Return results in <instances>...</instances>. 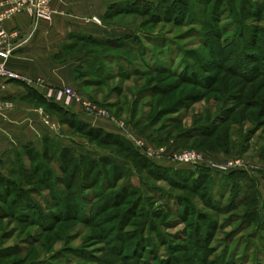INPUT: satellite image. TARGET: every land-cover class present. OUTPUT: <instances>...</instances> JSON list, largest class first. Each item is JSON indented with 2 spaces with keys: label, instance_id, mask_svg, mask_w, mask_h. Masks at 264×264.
I'll return each mask as SVG.
<instances>
[{
  "label": "rangeland",
  "instance_id": "374dc122",
  "mask_svg": "<svg viewBox=\"0 0 264 264\" xmlns=\"http://www.w3.org/2000/svg\"><path fill=\"white\" fill-rule=\"evenodd\" d=\"M242 2L197 0L198 15L170 5L168 19L152 3L136 13L114 11L98 25L136 36L138 53L115 50L121 60L104 66L112 77L76 71L69 86L105 113L87 114L162 158L195 151L229 168L156 161L166 169L157 171L135 148L78 130L31 93L26 103L59 143L47 144L44 157L23 151L21 167L1 165L0 264H264V0ZM71 49L84 58L114 51L86 43ZM124 71L133 75L121 77ZM59 92L52 93L64 98ZM3 102L11 105L0 110L7 120L14 106ZM94 150L104 163L86 170L83 158L73 169L81 160L73 151ZM237 161L245 166L234 170L248 171L243 187L227 176ZM40 213L45 227L36 222Z\"/></svg>",
  "mask_w": 264,
  "mask_h": 264
},
{
  "label": "crops",
  "instance_id": "0c3cea01",
  "mask_svg": "<svg viewBox=\"0 0 264 264\" xmlns=\"http://www.w3.org/2000/svg\"><path fill=\"white\" fill-rule=\"evenodd\" d=\"M137 1L155 0H57L52 3L56 13L50 20L36 19L23 12L3 23L5 32L19 35L9 39L7 44L0 43V51L5 45L12 48L10 57L6 60L0 58V64L15 71L19 79L0 82V100L10 101L14 106L7 113V120L0 117V129H7L6 132L0 130V172L1 165L11 164L13 157L22 153L25 147L40 150L45 138L56 139L57 131L45 128L36 108L26 103L32 97L30 89L53 99V90L76 85V71L90 56L84 58L83 51L76 52L71 48L82 43L90 44L88 40L83 41L84 38L105 41L130 35L98 25L92 18L103 21L113 6L132 5ZM74 111L79 113L80 110L76 108ZM79 114L81 120L93 127L111 131L101 120L81 111Z\"/></svg>",
  "mask_w": 264,
  "mask_h": 264
},
{
  "label": "trees",
  "instance_id": "16d2710c",
  "mask_svg": "<svg viewBox=\"0 0 264 264\" xmlns=\"http://www.w3.org/2000/svg\"><path fill=\"white\" fill-rule=\"evenodd\" d=\"M244 2H245V0H243L242 3L244 4ZM142 3L143 4H146V3L147 4L148 3L156 4V5L151 6V10L152 11H155V12L162 13V17L163 18H165V16L167 17V15L170 13V11H172L171 6H173L176 9L175 11H177V13L178 14H181V15H185V13H186V15L187 14H192V13L194 14L195 13V10L197 9L196 8L197 0H155L153 2H148V1H142L141 2V1H137V2H135V4H132V5L117 6V8H115V6H113L111 8V10L108 12L107 16L110 15V14H113L114 11H116V13H118V12L119 13L120 12L121 13H124L126 11H128V12L130 11V12L136 13L138 11V9L140 10V4H142ZM187 8H188V12H187V10L185 11V9H187ZM239 13H240V16H241L242 15V9L239 10ZM195 14L198 15L199 13H195ZM235 14L236 13H234V15ZM230 17H231V19H234L233 16L230 15ZM235 17H236V15H235ZM214 18H216V17H214V15L212 13V19L211 20L214 21ZM167 19H168V17H167ZM236 20H237V17H236ZM186 23H188V21ZM238 26L240 27L241 34L246 33L247 30L244 31V29H242V26L240 24H238ZM215 32L216 33H213V34L216 36V38H217L218 41L220 40V42H217L218 43L217 45L220 47L221 42H222V39L219 36V34H221L220 28H217L215 30ZM124 39H126L130 43H127L126 41L123 42ZM206 39H207V42L208 41L210 42V39L209 38H206ZM133 40H136V41L134 42ZM83 41H87L90 44H93V45L95 44V45H98V46L105 45V46H108V47L114 49V51L106 52L107 54L97 53L96 55L90 56V59L89 60L82 61L80 63V66H79L80 68L77 69V71L80 74L81 73H86L87 75L93 76V77H95L97 79H100V80H102V78H104V79L107 78L108 79L109 77H112L114 75L113 71L106 70L104 66H105V63H108V62L109 63L110 62L113 63L115 61H118V60L120 61L121 60L120 58L119 59L116 58V55L118 54V52H115V50H118V51L123 50L124 52H128V53H130V51L133 50L132 53H138L137 48H135L133 46L135 44L137 45V38H136V36L129 35V36H124L121 39H117V40H109L108 39V40H105V41L98 40V39H93V38H87V39L84 38ZM137 61L138 60H136V63L137 64L134 62L135 70L138 68V65H139V62H137ZM98 62L99 63H102L104 65H99ZM126 67H127V69H129L128 66H126ZM149 69L152 72H156V70H158V68L156 66L153 67V68L150 67ZM163 70H166V69L163 68ZM185 71H186V69H185ZM130 75H133V73L132 72H129V71H124L121 74V77H129ZM177 77H179V75ZM183 77H185V76H183ZM30 92L32 93V95L34 97H36V99L38 98L41 101L44 100L49 105V107L51 109H54L57 112H60L61 114L62 113L67 114L71 118V120H67V122L70 125L75 126L78 130L79 129L81 130L82 128H84L82 130L87 131V133L89 135H92L93 133L98 132L99 134L104 135L105 138H108V136H114L117 139H119L121 142L125 143V145H128L129 147H132L133 149L135 148V150L138 151L139 156L142 159H144V160L146 159V161H147L146 163H147L148 167L154 168L157 171L166 172V169L163 168L165 166L159 164L156 161H152V160L147 159L146 156H144V155L141 154V152L139 151V149H137L136 147L132 146L128 142V140L126 139V137L124 136V134L121 131H120V133L119 132L115 133V132H112V131H107L106 129H104L102 127H93L91 124L86 123V122H84L83 120H81L79 118L78 115H80L79 114L80 111H79V113L75 112L74 110L76 108H68V107H65L61 103L56 102L54 99H48V98L44 97L41 93H39V92H37L35 90H31L30 89ZM196 132L197 131H195V134L198 135V133H196ZM54 143H59V142L56 139H54V138H50V137L49 138H45L44 139V142H43V146H42L43 149L42 148H41L42 150L40 149L41 151L38 150L37 148L32 147V146L31 147H25L23 151L32 150L33 152L35 151V156H37V157H39V156L44 157L48 153L46 151L47 144H50L51 146H53ZM73 155H75L76 157H78V158L81 159V160L79 159L80 160L79 162L73 163V169L74 170H76V168H78V166L81 165V163H83V161L85 160V159L83 160V158H86V160H87L86 161L87 162V168H86V170L87 169H90L92 167L91 164L94 165V167H95L96 164L94 162L97 161V160H99V162H102V163H104L106 161L105 158L99 157L98 156L99 155L98 152H96L95 150H94V152H90L89 151L88 154H86L84 152H80L79 156H77V153L75 151H73ZM78 158H76V159H78ZM92 159H93V161H92ZM20 160H21V153L14 156V158L12 160L13 162L11 164H13L14 161H15V162L18 163V166L20 165V167H21V161ZM203 169H205V168H203ZM74 170H73V172H74ZM79 170H80L81 177H83V173H82L81 167L79 168ZM205 172L206 173L209 172V169H206ZM246 173H248V171L234 170L233 168H230V170L228 172V175H227V176H229L228 177V180L229 181L230 180L232 181V185L233 186H236V187L238 186L239 187V185H240V187H243V183L246 182L247 177H248L247 176L248 174H246ZM234 175L237 176L235 179L238 178L237 181H239V182H235L234 181V179H233L234 178ZM223 178L224 177H222V182H223ZM224 180H225V178H224ZM196 181L197 180H195V182ZM133 192H134V190H133ZM23 194H24V192H23ZM145 199H146V196H145ZM256 200H257V198L254 195H252L251 202L254 203V204H256ZM255 212L257 213V210H255ZM36 222L38 224H40L41 226H44V225L46 226V217L44 215H42V213H40L37 216Z\"/></svg>",
  "mask_w": 264,
  "mask_h": 264
},
{
  "label": "built area",
  "instance_id": "2783aa9c",
  "mask_svg": "<svg viewBox=\"0 0 264 264\" xmlns=\"http://www.w3.org/2000/svg\"><path fill=\"white\" fill-rule=\"evenodd\" d=\"M57 0H0V43H8L9 39L18 37L19 34L11 33L8 34L3 30V23L10 19L11 17L23 13L28 12L31 16L36 19L41 20H50L52 16L56 13V11L52 8V3ZM92 21L100 24L99 19H94ZM12 48L9 45H5L3 49L0 51V58L8 59L11 55ZM19 79L18 74L14 71L7 68L5 65L0 64V82L11 81ZM58 94H62L64 98H61L60 95H54L52 98L61 103L63 106L68 108H78L82 113L86 114L89 117H94L86 112H94L99 114L98 117L105 115L102 110L94 107L87 100L82 99L80 96L76 94L74 90L70 87H65L60 89ZM8 106L0 100V110H3L4 107ZM11 107L9 105L7 108ZM44 125L50 126L48 122L43 119ZM122 130V129H121ZM122 133L128 140V142L139 149L142 155L152 159L153 161H169L175 163L182 164H206L208 166L219 168V169H227L228 166H219L215 164L208 163V160H205L204 157L195 152V151H180L175 154L172 158L165 159L162 158L158 153H156L155 149L147 146L144 142L136 139L130 132L122 130ZM233 169L243 168L245 164L242 161H237L236 163L231 164Z\"/></svg>",
  "mask_w": 264,
  "mask_h": 264
}]
</instances>
